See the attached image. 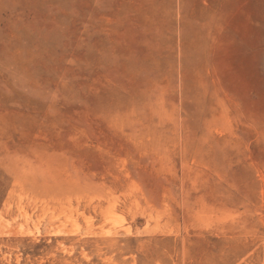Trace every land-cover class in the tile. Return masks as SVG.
I'll return each mask as SVG.
<instances>
[{"label": "rangeland", "instance_id": "obj_1", "mask_svg": "<svg viewBox=\"0 0 264 264\" xmlns=\"http://www.w3.org/2000/svg\"><path fill=\"white\" fill-rule=\"evenodd\" d=\"M0 264H264V0H0Z\"/></svg>", "mask_w": 264, "mask_h": 264}]
</instances>
